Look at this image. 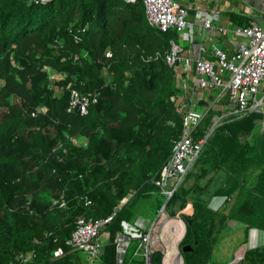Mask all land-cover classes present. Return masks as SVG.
Returning <instances> with one entry per match:
<instances>
[{"label":"trees","instance_id":"1","mask_svg":"<svg viewBox=\"0 0 264 264\" xmlns=\"http://www.w3.org/2000/svg\"><path fill=\"white\" fill-rule=\"evenodd\" d=\"M177 34L151 26L143 0H0V264H89L67 240L80 217L114 212L95 264H118L122 223L154 218L164 203L183 264H219L213 252L231 220L264 231L259 110L217 126L169 199L154 183L182 132L175 67L164 59ZM45 66L64 78L52 82ZM68 86L97 95L87 115L68 111ZM62 194L66 206L54 204ZM214 197L224 199L218 208ZM133 239L137 256L127 249L123 264H146ZM149 250L152 264L174 263L156 232ZM222 264H264V245Z\"/></svg>","mask_w":264,"mask_h":264},{"label":"built area","instance_id":"2","mask_svg":"<svg viewBox=\"0 0 264 264\" xmlns=\"http://www.w3.org/2000/svg\"><path fill=\"white\" fill-rule=\"evenodd\" d=\"M48 1V0H43ZM136 2L138 0H127ZM148 23L166 32L175 29L184 31L188 26V8L179 0H143ZM207 28L211 27V21L205 22ZM226 32L225 29H221ZM236 32L245 36L238 48L231 54L222 49H215L216 61L205 60L198 57L195 60L197 73L193 81L192 90L195 94L208 92L206 105L200 110L178 107L175 97L176 109L182 116V132L180 138L174 143L172 155L162 168L154 183L161 189L162 194L169 199L181 183L185 174L199 156L204 144L217 126L225 120L243 117L255 110L264 113V28L258 21H250L246 26L236 28ZM111 56V53H107ZM179 58V47L172 43L171 50L166 52L164 59L167 64L175 65ZM49 70V79L52 82L63 79L64 76ZM70 91L69 112L78 108L79 114L87 115L90 106L97 102L98 97L92 93L82 94L77 89L68 86ZM63 90V89H62ZM218 90L217 92H214ZM210 110L216 114L205 135L197 139L195 133ZM35 113H33L34 115ZM264 131V118L261 121ZM224 200V199H223ZM54 204L66 206L64 194L54 200ZM166 203L163 204L162 213H165ZM116 212L100 219L80 217L72 236L67 244L72 250H80L88 254L90 258H97L103 252L105 240L103 233L105 227L114 219ZM158 221L147 224L142 218H137L133 224L124 221L123 231L119 232L117 242V261L123 264L126 251L132 238H140L143 243L150 244L151 234L154 232ZM147 231L146 234L140 230ZM109 236V233L106 232ZM64 248L59 247L54 251L55 257H62ZM35 253L21 254L18 261L26 263L32 261ZM146 264L152 261L150 250L144 253Z\"/></svg>","mask_w":264,"mask_h":264},{"label":"crops","instance_id":"3","mask_svg":"<svg viewBox=\"0 0 264 264\" xmlns=\"http://www.w3.org/2000/svg\"><path fill=\"white\" fill-rule=\"evenodd\" d=\"M179 1L189 10L187 18L189 26L184 31L178 32L177 37L172 41L179 47V58L174 65L177 89L174 97L178 107L200 110L206 105L207 96L209 97L210 94L208 92L207 94H195L192 90L193 81L197 76L195 60L200 57L205 60L216 61L214 51L217 48L229 54L233 53L246 40L245 36L236 32V28L244 26L245 23L248 25L250 21H258L264 28V0ZM234 16H239V18H234ZM207 20L211 21L210 28L205 26ZM221 29H225L226 32H222ZM262 90H264V86ZM263 118L258 121L259 124ZM261 129L262 123L260 124V131ZM222 202V197H214L211 205L213 208H218ZM140 218L147 224L155 221V218L149 214L142 215ZM261 240V232L254 233L249 248L264 245ZM83 256L89 264L96 263V259L90 258L88 254L84 253Z\"/></svg>","mask_w":264,"mask_h":264},{"label":"rangeland","instance_id":"4","mask_svg":"<svg viewBox=\"0 0 264 264\" xmlns=\"http://www.w3.org/2000/svg\"><path fill=\"white\" fill-rule=\"evenodd\" d=\"M161 214H162V210L158 211V215L154 217L156 221L158 218H160L154 230V232H156V237L160 239V243L164 244L165 247H167L168 250L167 252L175 256V260L173 264H183L180 246L173 239V232L168 231L167 229L168 218L161 217ZM153 222H151V224ZM151 224L149 228L151 227ZM229 226L230 229L222 234L213 252V261L219 264L226 263L230 261L233 257L243 253L250 246V240L252 239V235L254 233L261 232L262 234L261 241L262 243H264V231H260L257 228L255 229L251 228L250 230H247L244 224L235 220H231ZM103 238L105 242L108 241L109 236L106 234V232L103 233ZM143 245H144V253H145V243H141L140 247L142 248ZM128 249H129V253L126 256H131V257L137 256L135 239H133L130 242Z\"/></svg>","mask_w":264,"mask_h":264},{"label":"water","instance_id":"5","mask_svg":"<svg viewBox=\"0 0 264 264\" xmlns=\"http://www.w3.org/2000/svg\"><path fill=\"white\" fill-rule=\"evenodd\" d=\"M75 113H76V114H79V109H78V108L75 110ZM184 217H185V215H184ZM187 220H188L189 224L192 225L193 220H192V219H187ZM194 244H195V245L198 244V240H197V239H195ZM192 250H193V245H192V244H185V245L182 247V251H183V252H191ZM148 251H149V244L146 243V244H145V252H148ZM147 264H152V262H150V263L147 262Z\"/></svg>","mask_w":264,"mask_h":264},{"label":"bare ground","instance_id":"6","mask_svg":"<svg viewBox=\"0 0 264 264\" xmlns=\"http://www.w3.org/2000/svg\"><path fill=\"white\" fill-rule=\"evenodd\" d=\"M230 236V235H229Z\"/></svg>","mask_w":264,"mask_h":264},{"label":"clouds","instance_id":"7","mask_svg":"<svg viewBox=\"0 0 264 264\" xmlns=\"http://www.w3.org/2000/svg\"><path fill=\"white\" fill-rule=\"evenodd\" d=\"M152 262V261H151Z\"/></svg>","mask_w":264,"mask_h":264}]
</instances>
